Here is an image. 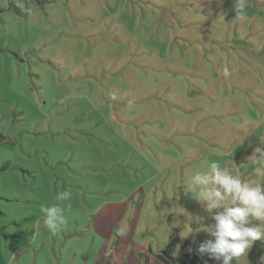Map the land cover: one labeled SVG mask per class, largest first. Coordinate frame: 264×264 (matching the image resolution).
Listing matches in <instances>:
<instances>
[{"label":"rangeland","instance_id":"rangeland-1","mask_svg":"<svg viewBox=\"0 0 264 264\" xmlns=\"http://www.w3.org/2000/svg\"><path fill=\"white\" fill-rule=\"evenodd\" d=\"M257 147L264 0H0V264H179L214 222L187 176Z\"/></svg>","mask_w":264,"mask_h":264},{"label":"clouds","instance_id":"clouds-1","mask_svg":"<svg viewBox=\"0 0 264 264\" xmlns=\"http://www.w3.org/2000/svg\"><path fill=\"white\" fill-rule=\"evenodd\" d=\"M233 4L236 15L243 18L247 0H233ZM249 160L255 179L211 161L205 168L193 170L183 184L214 221L202 229L213 239L202 243L198 251L222 264H231L233 259L247 264V254L254 243L264 239V147L255 148ZM69 198L67 190L56 195L59 201ZM40 211L44 227L52 234L67 223L60 206H44ZM125 232L124 228L118 229L117 235ZM185 232L187 237L192 231L186 228Z\"/></svg>","mask_w":264,"mask_h":264},{"label":"trees","instance_id":"trees-1","mask_svg":"<svg viewBox=\"0 0 264 264\" xmlns=\"http://www.w3.org/2000/svg\"><path fill=\"white\" fill-rule=\"evenodd\" d=\"M202 243H200L198 247L195 249H192L191 247H186L184 257L179 264H222L221 260L211 259L208 257L207 254H201L198 251V248ZM172 245L173 243L168 246V249H164L161 252V254L158 256L159 260L163 264H174V260L170 256V249ZM262 255H263L262 243L260 240H258L254 243L253 247L249 251L248 264H262L261 261ZM145 264H148L147 260H145ZM231 264H235V259H233Z\"/></svg>","mask_w":264,"mask_h":264}]
</instances>
